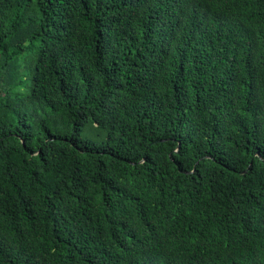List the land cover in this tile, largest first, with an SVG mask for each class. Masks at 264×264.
<instances>
[{
  "label": "trees",
  "instance_id": "trees-1",
  "mask_svg": "<svg viewBox=\"0 0 264 264\" xmlns=\"http://www.w3.org/2000/svg\"><path fill=\"white\" fill-rule=\"evenodd\" d=\"M0 264H264V0H0Z\"/></svg>",
  "mask_w": 264,
  "mask_h": 264
},
{
  "label": "rangeland",
  "instance_id": "rangeland-1",
  "mask_svg": "<svg viewBox=\"0 0 264 264\" xmlns=\"http://www.w3.org/2000/svg\"><path fill=\"white\" fill-rule=\"evenodd\" d=\"M98 132V130H93V129H90V128H84L83 131H82V136L86 139H93L94 141L96 142H100V140L96 137V133Z\"/></svg>",
  "mask_w": 264,
  "mask_h": 264
}]
</instances>
